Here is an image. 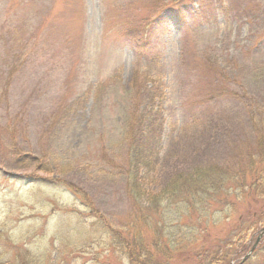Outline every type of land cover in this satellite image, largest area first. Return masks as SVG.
<instances>
[{"label":"rangeland","instance_id":"obj_1","mask_svg":"<svg viewBox=\"0 0 264 264\" xmlns=\"http://www.w3.org/2000/svg\"><path fill=\"white\" fill-rule=\"evenodd\" d=\"M129 124L151 155L145 192L256 161L264 184V0H0V264H130L111 238L139 215ZM257 193L156 256L236 264L259 237L241 264H264Z\"/></svg>","mask_w":264,"mask_h":264},{"label":"trees","instance_id":"obj_2","mask_svg":"<svg viewBox=\"0 0 264 264\" xmlns=\"http://www.w3.org/2000/svg\"><path fill=\"white\" fill-rule=\"evenodd\" d=\"M137 79L136 75H133L131 83L134 86ZM136 117L133 116V121H136ZM139 126L142 128L143 122ZM136 130L133 124L127 126L129 143L125 175L127 194L139 215L129 222L125 236H119L122 234L119 232H111L114 246L125 252L130 264H170L156 255L164 256L166 251L170 252L168 242L174 241L184 232L191 236L188 239L190 242L200 239L195 222L197 214H210L211 206L219 202L224 203L226 207L230 206L231 209L234 198L238 200L247 193L258 194V191H264L260 172L257 174L256 170V165L261 162L256 161L249 169L221 166L219 168L216 165L196 167L186 175L171 176L165 186L156 193L145 192L142 189L141 175L151 168L152 161L149 149H144L143 135ZM260 154L263 155V150ZM230 209L225 208L223 215L227 216ZM177 241L175 240V243ZM194 242L197 244L198 240ZM18 264L29 263L21 260Z\"/></svg>","mask_w":264,"mask_h":264}]
</instances>
